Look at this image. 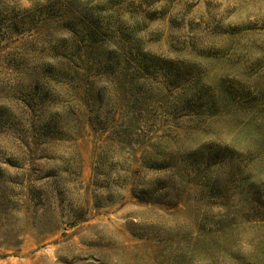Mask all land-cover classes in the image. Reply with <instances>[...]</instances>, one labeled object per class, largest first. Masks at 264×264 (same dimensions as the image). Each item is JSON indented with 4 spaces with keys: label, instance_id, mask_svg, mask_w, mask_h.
Listing matches in <instances>:
<instances>
[{
    "label": "rangeland",
    "instance_id": "374dc122",
    "mask_svg": "<svg viewBox=\"0 0 264 264\" xmlns=\"http://www.w3.org/2000/svg\"><path fill=\"white\" fill-rule=\"evenodd\" d=\"M0 264H264V0H0Z\"/></svg>",
    "mask_w": 264,
    "mask_h": 264
}]
</instances>
